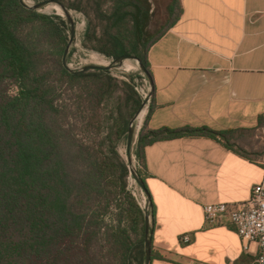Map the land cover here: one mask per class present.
I'll return each instance as SVG.
<instances>
[{"label": "trees", "instance_id": "16d2710c", "mask_svg": "<svg viewBox=\"0 0 264 264\" xmlns=\"http://www.w3.org/2000/svg\"><path fill=\"white\" fill-rule=\"evenodd\" d=\"M53 1L82 10L83 0ZM84 1L94 17L87 23L82 45L113 60L133 56L150 77L147 52L178 20L179 0H171L166 8L172 21L154 33L146 30L151 15L145 1ZM53 19L60 18L24 8L19 0H0V264H143L145 214L126 191L127 165L119 160L109 134L105 139L110 140L116 165L99 159V143L95 148L76 136L65 124L70 108L58 104V91L64 86L85 129L98 130L99 118L95 113L86 116V111L95 112L93 107L110 98L116 86L110 76H103L107 71L63 67L66 37ZM48 55L53 57V80L47 71ZM9 84L17 86L16 96H8ZM141 104L131 97L127 119L116 124L114 140L125 136ZM150 111L149 107L147 116ZM224 135L207 127L146 131L143 125L134 147L138 178L144 185L140 159L146 146Z\"/></svg>", "mask_w": 264, "mask_h": 264}, {"label": "crops", "instance_id": "0c3cea01", "mask_svg": "<svg viewBox=\"0 0 264 264\" xmlns=\"http://www.w3.org/2000/svg\"><path fill=\"white\" fill-rule=\"evenodd\" d=\"M179 2L178 20L146 55L152 95L145 130L207 127L226 135L143 149L150 264H254L256 245L243 251L228 218L207 226L202 206L244 202L263 175V153L228 138L264 121V0Z\"/></svg>", "mask_w": 264, "mask_h": 264}, {"label": "rangeland", "instance_id": "374dc122", "mask_svg": "<svg viewBox=\"0 0 264 264\" xmlns=\"http://www.w3.org/2000/svg\"><path fill=\"white\" fill-rule=\"evenodd\" d=\"M43 1L46 0H23V2L27 6H34ZM142 1H145L150 8L151 17L146 28L147 31H149L150 33L159 32L162 29V27H164L168 22L172 21L173 15L169 17L166 10L171 0H142ZM65 2L66 4H72L75 3L76 0H65ZM84 2L85 1L83 0L81 5L82 7L81 11L67 9L65 6L70 18L73 21L74 30H75L73 42L65 58V67L70 71H81L84 66H89V65L109 66L114 62L113 59L106 57L105 55H102L94 50H90L82 45L83 35L87 23L91 18L94 17L92 11L89 9V6L85 5ZM54 6L60 7L56 3H49L37 9L36 12L38 14H43L49 17L60 18V19H53V21L60 26L61 35L66 37V45H67L68 38L70 36L69 24L67 22V18L65 14L64 13L57 14L53 8ZM109 7H110L109 3H107L104 6V8L106 9H108ZM60 22H64V26H62ZM46 60H47L46 62L47 71L50 72V79L53 80V77L55 78L53 57L48 55ZM96 61L102 63V65L95 64L94 62ZM106 75L110 76L113 79V84H115L116 88L111 93L110 98H107L106 100L102 101L97 106V108L93 107V111L95 112H89L88 111L89 108L86 111V116H88L87 113L89 114L95 113L97 118H99L100 122L98 123L97 126L98 130L89 131L85 129V127L83 126L82 114L79 111H75V106L72 104L73 103L72 96H70V94L65 91L64 86L61 87L60 90L58 91L59 99H60L58 104L64 103L70 108L69 114H67L66 117L65 124H68L71 127L72 132L76 136H78L86 144L94 145L95 148L98 147V143H99L98 150H96L97 152L96 156L99 159H105L109 164L116 165L117 161L114 160L112 153H110V145H111L110 140L105 139V136L109 134L111 139L113 140V145H114L113 147L119 157V160L125 162L127 168H129V164L127 160L128 157L127 149H126L127 133L125 134L124 137H121L118 140H114L115 137L113 133L115 131L116 124L122 122V120L124 119H127L126 108L127 106L130 105L131 97L138 98L139 100H141L142 104L139 110L128 121L127 128L129 127V124L133 118H135L134 124L136 125L138 114L143 108L146 107L147 113L143 117L139 128H141L144 125L145 118L148 114V108L150 106V98H149L150 84L148 78L145 76L143 72H141L137 62L133 59L123 60L118 66H114L113 68L108 70L107 73H105L103 76ZM90 82L91 81L87 83V85H89V89L92 88L93 85V83ZM13 88L14 85L12 84L8 85L7 87L8 96L11 95L10 92L13 90ZM95 93H97V91H94L93 95H95ZM85 105L86 104L83 103V107H85ZM84 121H87V119H85ZM229 137H231V139L228 138V142L232 144H236L239 147H246L251 152H262L264 155V121L262 126L258 130L234 133L231 134ZM136 138L137 135L135 137L134 142H136ZM134 147H135V143L130 150L129 156L132 167L136 168L138 164L134 155ZM109 170L111 171L112 169L109 168ZM132 178H130V174H128L126 177L125 188L129 194H131V190L134 186ZM115 205H116V201H112L111 210H114L116 208ZM114 212L116 211H113V213Z\"/></svg>", "mask_w": 264, "mask_h": 264}, {"label": "built area", "instance_id": "2783aa9c", "mask_svg": "<svg viewBox=\"0 0 264 264\" xmlns=\"http://www.w3.org/2000/svg\"><path fill=\"white\" fill-rule=\"evenodd\" d=\"M17 92L18 88L14 86L10 93L16 96ZM132 181L134 186L131 195L144 213L150 212L145 193L137 187L133 178ZM202 213L207 226L220 225L228 218L241 240L242 250L248 251L249 244H255L257 250L254 264H264V163L261 180L251 187L249 197L244 202L234 206L224 203L206 204L202 206ZM189 241L188 236L182 237L183 243Z\"/></svg>", "mask_w": 264, "mask_h": 264}, {"label": "water", "instance_id": "95a60500", "mask_svg": "<svg viewBox=\"0 0 264 264\" xmlns=\"http://www.w3.org/2000/svg\"><path fill=\"white\" fill-rule=\"evenodd\" d=\"M19 3L24 8H27V9H30V10H37L40 7H42L44 5H47L49 3H56V4H58L61 7V9L63 10V12L65 13V16L67 18V22L69 24V34H70V36L68 38V42H67L66 48H65V50L63 52V56H62L63 67L65 69H67L65 67V58H66V56L68 54V50H69V48H70V46H71V44L73 42L74 35H75L73 21L70 18L67 9L63 5L57 3V2H55L53 0H46V1H43V2H40V3L36 4L34 6H27L23 2V0H19ZM125 59H133V60H135L137 62V64H138L141 72H143L145 74V76L148 78V81H149V84H150V93H149V98H150L151 95H152V84H151L150 77L148 76L147 71L145 70V68L143 67L141 62L139 60H137L135 57H132V56H121V57H118L117 59H115L114 62L111 65H109V66L89 65V66H84L81 71H87V70H90V71H108L111 68H113L114 66H118ZM134 122H135V118H133L132 121L130 122L129 127H128V131H127V136H126V149H127V156H128L127 160H128V164H129V168L128 169H129V174L134 178L136 184L140 187V189L146 195L147 193H146V191L144 189L143 182L138 178V175L136 173V168L132 167L130 156H129L130 155V150H131V148L133 147V145L135 143L134 142L135 141V137H136L137 132L139 130V128H136V125L134 124ZM144 214H145L144 215V264H150V258H151V215H150V212H145Z\"/></svg>", "mask_w": 264, "mask_h": 264}, {"label": "bare ground", "instance_id": "6f19581e", "mask_svg": "<svg viewBox=\"0 0 264 264\" xmlns=\"http://www.w3.org/2000/svg\"><path fill=\"white\" fill-rule=\"evenodd\" d=\"M60 8V7H59ZM45 9V8H44ZM47 9V8H46ZM49 10V9H48ZM55 11H56V13L57 14H63L64 12H63V10L60 8V9H54ZM65 14V13H64ZM56 16V15H55ZM82 27V26H81ZM82 30V29H81ZM79 37V36H78ZM77 41V40H76ZM109 61V60H108ZM95 64H98V65H102V63H100V62H94ZM104 64H106V63H104ZM72 67V66H71ZM125 67V66H124ZM146 113H147V108L145 107L144 108V110H143V112H142V114H141V116L139 117V119L137 120V122H136V128H139L140 127V124H141V121H142V119H143V117L146 115ZM122 152V151H121Z\"/></svg>", "mask_w": 264, "mask_h": 264}]
</instances>
